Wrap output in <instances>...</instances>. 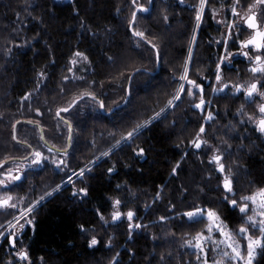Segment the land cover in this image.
<instances>
[{"label": "trees", "instance_id": "16d2710c", "mask_svg": "<svg viewBox=\"0 0 264 264\" xmlns=\"http://www.w3.org/2000/svg\"><path fill=\"white\" fill-rule=\"evenodd\" d=\"M232 1L206 0L191 50L200 0H151L150 11H139L134 25L135 30L145 33L143 38L135 36L129 27L137 10L132 0H72L64 4L54 0H0V161L14 159L0 169L21 163L15 159L26 158L23 152L29 151V155L30 149L44 157L55 154L47 144L65 149L68 125L62 119L71 122L72 129L70 149L64 153L70 160L69 171L56 183L49 175L37 178L40 185L28 184L27 190L44 196L73 172L103 157L75 182L79 189L87 188L86 194L73 196L71 187L65 188L34 212L33 231L25 237L32 264H199L201 253L190 247L192 242H185L193 241L197 232L205 234L208 221L191 224L185 218L181 223L177 216L192 207L213 208L236 235L244 224L249 235L261 236L258 229L245 223L246 216L238 207L224 201V174L217 171L214 161L209 162L214 153L222 154V162L232 170L235 191L229 199L240 202L242 196L264 188V137L254 132L251 120L244 121L246 111L253 117L255 112L238 97L221 93L211 97L224 48V35L213 14ZM238 2L246 11L258 4V0ZM136 3L147 10L150 7V0ZM258 9L264 11V3ZM241 40L238 32L234 33L229 49L237 50ZM77 53L86 57L89 70L73 79L69 69ZM186 61L189 79L203 85L204 99L210 104L202 111L196 109L200 89L189 96L184 81L181 99L131 141L113 149L137 125L165 110L180 87ZM134 69L140 71L125 101L126 77L133 75ZM226 73L235 70L223 67L222 76ZM82 93L84 98L70 110L72 114L61 113L60 119L57 110ZM207 110L214 118L204 123ZM201 124L205 127L201 138L207 145L195 151L190 142ZM141 148L143 153L138 151ZM104 152L109 155L101 156ZM41 164L48 165L45 161ZM109 168L114 171L109 173ZM42 184H47L46 192L40 189ZM0 188L7 191L10 187ZM117 199L121 204L114 207ZM129 209L135 211L134 222L146 226L131 230V236L126 216L112 221L114 210L125 213ZM8 216H0V229ZM161 216L168 219L161 221ZM93 236L98 243L90 247ZM240 236L245 254L247 236ZM253 264H264V250L257 249Z\"/></svg>", "mask_w": 264, "mask_h": 264}, {"label": "snow or ice", "instance_id": "6c2138e0", "mask_svg": "<svg viewBox=\"0 0 264 264\" xmlns=\"http://www.w3.org/2000/svg\"><path fill=\"white\" fill-rule=\"evenodd\" d=\"M132 3L136 6V8L140 11H147V9L142 5V4H137L136 0H132ZM206 3V0H200V8L199 11L196 12V20H197V26H199L202 18H203V13L205 11L204 5ZM261 3H264V0H261ZM251 7V6H250ZM232 12L233 14H236V7H232ZM167 19V17H165ZM137 20V12L133 11L132 13V20L129 22V27L133 29L134 35L138 37H145V33L143 31H138L135 30V21ZM219 23V22H218ZM247 24L248 28L253 29L254 32L250 36V38L246 40H241L239 43L241 45L242 52L240 53H233L230 51H227V46L229 43V39L226 38L223 43L225 45V51L226 55H221L219 57V62L217 63L216 66V80L219 82L220 86L216 87L213 86V91L214 92H222L228 89V85L223 83L222 80V74H223V67L225 64L230 63V58H234L236 54H241L245 57H250L248 48L249 46L254 47L258 52H264V30H260L257 24V21L255 20V13L252 15H249L245 21ZM229 28L233 27H240L239 25L236 24H231L228 26ZM196 37L193 36V40H195ZM149 44H152L151 41H148ZM153 48H156L157 46L155 44H152ZM76 55L78 56H83V53H77ZM192 57V52L190 50L189 52V59ZM86 59V57H85ZM157 59L159 60V53H157ZM252 58L250 57V60ZM254 60L256 62V65L251 68V71L253 73H262L264 74V55L257 54L254 57ZM71 71V69H69ZM139 69H134L133 70V75H129L126 77V79L129 81V87L131 89L134 80H135V74L139 73ZM68 77H65V80H67ZM181 81H186L187 82V95L193 96L194 89H200V100L198 103L195 104L196 109H201L203 110L204 106L207 104H210V101H207L204 99V89L202 84H198L196 80L189 79L188 77V65L187 61L185 64L184 72L180 77ZM258 83H264V82H253L251 83L245 90H244V95L248 98H252L254 94L257 93L258 89ZM185 84L181 83L179 89L176 92L175 97H173L172 100L169 101V105L175 104L177 100L181 99V92L185 91ZM242 85L237 84L234 86L235 93H239L241 91ZM84 94L82 93L81 95H78L75 99H73L67 107L63 108L62 110H57L56 115L60 116V112L63 111L64 113H67L69 115L72 114L70 110L73 109L75 105H77V101L82 99V96ZM87 95L89 96H95L94 93L88 92ZM260 96L264 97V92L259 93ZM101 108H103L104 103L103 101L100 102ZM39 112V109H37ZM164 109L161 110L163 112ZM258 111H259V116L256 119V128L260 133H264V103H261L258 105ZM161 113H155L152 118H150L148 121H144L142 124H139L134 128L131 132H128L126 136H123L121 140L117 141L115 145H113V149L117 148L119 145L124 143L125 141H131L135 136L139 135L143 129H145L149 124L152 123V120L159 118ZM214 118V113L211 111L208 112V115L204 117L205 120H212ZM253 118H250V120ZM69 128L71 129V122H69ZM205 132V127L203 124H201L199 132L196 134V139L191 141L190 143L194 144L196 149H201L202 146L207 145V141L203 140L201 138V134ZM15 139V136L13 137ZM69 142L71 143V136H69ZM139 153H143L144 149H139ZM220 150L217 149V152ZM35 160L32 161V164H39L41 162L42 158V153L38 150L35 151ZM65 155H67V152H65ZM109 152H104L101 153V156H108ZM99 159V158H97ZM215 162L217 166V171L219 173L224 174L223 175V180H222V188L223 191L225 192L224 196V201H226L229 205L232 207H238L239 211L241 214L246 216V221L245 223L248 224L252 229H258L259 232L261 233L260 237H253L249 235V227H245L244 224L241 225L239 229V234L240 235H246L247 236V259H245L244 254L239 250V247L237 245V242L234 240V234L231 231L226 230V226L224 224V221L221 219L220 214L214 210L213 208L210 207H192L191 210L186 211L184 213H178L177 216L180 220L181 223L185 222V218L187 219V222L191 224H196L200 222L202 219H207L208 224L206 225L207 229V235H205L203 232H197L196 233V243L194 247L199 250V252L206 257V250L204 248V244L212 238V233L214 231H218L222 237H225L229 243L227 246L231 249L232 260H244L245 264H253V258L255 255H257V249L264 250V188H260L257 192L252 193L249 196H242L240 198V201L238 202L236 199H229V195L233 194L235 189L233 187V180H234V175L232 173L231 169H227L225 164L222 162V154H213L210 157V163ZM3 161H0V164H2ZM53 163L56 165L57 168H60L62 165H65L66 162L64 160H54ZM93 162H90L92 164ZM86 170H90L89 166L86 165L85 168H82L79 170V175L84 176ZM178 170V166L173 168V173L175 174ZM113 168H109L108 172L111 173L113 172ZM77 173L73 172L72 176H68L67 180L69 182H72L73 176H75ZM22 178L21 175H12L11 172H4L2 169H0V185L8 186L11 182L14 181H19ZM64 181L61 182L63 184ZM61 185H57V189H59ZM79 193H87V188H80ZM76 190H74L73 195H76ZM48 195H51V193H46L44 197L40 198V201H33L31 204L28 205L26 209L23 210L22 214L23 215H28L29 213H32L35 211V208L39 206V203L44 201ZM160 193H157V197H160ZM11 200V197H8L7 199L0 200V207H6L9 205V201ZM222 201V202H224ZM247 201H251L252 204V212L253 215H247V212L249 210V203ZM121 204V201L119 199L114 201V207L119 206ZM11 207L14 209L15 205H11ZM121 211L119 210H114L112 212V221L113 223L119 222L123 216ZM126 217L129 221L128 223V229L130 230L129 235L131 236V230L133 229H141L143 227H146L145 225L141 223H135V211L132 209H129L126 213ZM161 221L167 220L168 217L166 216H161L159 218ZM27 223H32V220L29 219ZM9 227H12L11 224H9ZM25 227L24 224L20 225V228L23 229ZM83 228V226H81ZM5 235L4 232H0V236ZM10 243L13 245L15 244V233L12 234L10 237ZM98 240L95 236H93L89 242V246H94L97 245ZM111 243V241H109ZM186 244H190L191 242L186 241ZM18 256L21 258H27L28 253L25 251H20L17 253ZM224 256H228L229 253L225 252L223 253ZM115 259V258H114ZM163 261V257L161 258ZM197 260H200V256L197 257ZM203 264H208L207 258L203 260ZM215 264H222V261H216Z\"/></svg>", "mask_w": 264, "mask_h": 264}, {"label": "rangeland", "instance_id": "374dc122", "mask_svg": "<svg viewBox=\"0 0 264 264\" xmlns=\"http://www.w3.org/2000/svg\"><path fill=\"white\" fill-rule=\"evenodd\" d=\"M54 1L57 2V3L64 4V3H69L72 0H54ZM224 6L227 7V10L229 11V13L226 10H224V9L223 10L218 9L213 14V20L216 22V24L220 28V31L223 33V35L225 34V38H226V37L229 36V34H230V31L229 30L231 29L228 26L231 25V24L238 23L237 22V19L238 18H236V21L235 22L232 21V19L234 17L233 16L234 14L232 12V7L235 6L236 7V11H237V10H239V6L240 5H239L238 0H233L228 5H221L220 8L221 7L225 8ZM204 8H205V5H204ZM198 27L199 26H197V24H196V29H195V32H194V35H193L195 37L197 36V32H198L197 28ZM195 40H193V38H192L191 50L193 49V46L195 44ZM70 65H71V71H69L70 78H73V79L80 78L83 73L88 72V70H89V63H88V60L85 59V56L75 55L74 58L72 59ZM187 65H188V62H187ZM215 74H216V72H215ZM226 78L227 79H230V80H227ZM251 79H253V76L252 77L249 76L248 79L245 78V83H248ZM222 80H223V83H225V81H231L232 85H235L239 79L237 78V74L236 73H230V74H227L226 73V75L222 76ZM258 80H259V82H263V80H261L259 78H258ZM181 83H184V82L181 81ZM213 86H216V87H219L220 86L219 82L216 80V75L214 77L213 85H212V88H211V97H213L216 94H220V92H214L213 91ZM172 105H169L168 104L167 107H166L167 109L165 108V110L163 112H160V113L163 114L166 110H168V108H171ZM199 110H201V109H199ZM208 112H209V110H207L205 116L208 115ZM245 114H246V117H247V120L246 119L244 120L245 122L250 121V118H253V119H251V122H253V120L256 117V116H254V117L251 116L250 113L247 112V111H246ZM54 121H56V120H54ZM209 121H211V120H205L204 119L203 122L205 123V122H209ZM244 121L241 120L240 123H243ZM262 136L264 137V133H262ZM192 145H194V144H192ZM38 146H39V144H38ZM36 147H37V145H36ZM50 150L53 151L52 149H50ZM32 151H34V150L32 149ZM28 152H26V151L23 152V155H25L24 157L27 156L26 157L27 159H29L28 156L30 155V154L28 155ZM53 152L55 153L54 155H52V154H46L45 157L42 156V160H44L46 162V164H48L45 167H41V164H32V161L35 160V156H33V157L31 156L32 158L30 157L31 158L30 161L25 162L26 161L25 160V161H23L21 163L10 164V165H7L6 168L3 170L4 172H11L12 173V170L13 169L20 168L21 171L22 172L24 171V173L26 175L24 177V181L26 182V183H24V186H21L22 183L19 184V186L21 187L20 193H15L14 190H12L15 181L14 182H11L9 184L10 185V188L7 191H5L4 189H1L0 188V197L1 198L2 197H7V198L8 197H11V200L9 201V203H10L9 204V207L8 208H5V209L4 208L0 209V216L6 215V214H9L10 215V216H8V217H10L8 219V221L5 222L6 227H9V224H12L13 228L16 229L22 223V224L25 225L24 229H26L27 231L30 230L32 232V230L34 228V226H33V218L32 217H33V214L36 211V209L43 202H45L46 199L49 196H52L56 191L59 192L57 190V187L53 191L52 190L51 191H48L47 193H51V195H48L44 201L40 202L39 203V206L35 208V211L34 212L29 213L28 215H23L22 214L23 210L26 209L29 204H31L33 201H40V198L41 197H44L46 195L45 194L44 196L38 197L37 194L33 193L32 191L27 190L29 188L28 187V184H31L32 187L33 186H39L40 183L38 182L39 180H37V178H43V179H45L46 176H48V175L50 176V179L49 178L48 179L52 183H56V180H58V181L60 180L61 181V177H63L65 174L68 173L67 171H69L68 169H69V162H70V160H68V157L64 156V153H57L55 151H53ZM30 153H31V149H30ZM26 158H23V159H26ZM102 158L103 157H101L100 159H102ZM100 159L99 160H96V161L95 160L92 161L93 163L88 165L89 166V169H91L95 164H97L100 161ZM13 160L14 159H10V160H8V162L13 161ZM54 160H64L66 162V164L65 165H62L60 168H57L56 165L53 163ZM44 161H41L40 163H43ZM34 166H36V168L33 169ZM32 170L33 171L35 170V172L32 173ZM29 171H31V173L28 174ZM87 171L88 170H86V172ZM45 173H48V174H45ZM79 176L80 175H79V171H78L77 174L75 176H73L72 182H69L67 179H65L64 180V183L63 184L59 183V185H61V186L62 185L63 186L64 185H67V188L68 187H71V189L69 190V193L71 195H73L74 190H76V193L77 194L74 195V196H83L84 193H79V191H78L79 190V186H77V184L75 183L77 179L79 180ZM51 178H53V179H51ZM52 183L50 185H52ZM46 188H47V184H42L41 187H40L41 190H44L45 189L44 192H46V190H47ZM9 193H11V194H9ZM240 202H242V201H240ZM247 203H249V206H250L249 207V210H248V212H249L248 215H253V212L251 210L252 209L251 201H247ZM13 204L15 205V208L14 209L11 207V205H13ZM17 208L19 209V211H17V212L14 211V210H17ZM126 213H127V211L125 213H123V214H125L123 216L124 218L126 216ZM1 218L2 217H0V219ZM29 219L32 220V223H30L32 225L31 227H28L27 226V224H28L27 221ZM5 225L3 224V226H5ZM226 230L227 231H230L227 228H226ZM8 231H13V230H11V229L8 228ZM24 232H25V230H24ZM24 232H23V234H24ZM214 232H215V236L212 234V238L209 239L204 244V248L206 250V257H205V255L201 254V256H200L201 257V261H200L199 264H203V260L205 258H207L208 264H215L216 261H222V264H245V261L244 260H232L231 259L232 252H231V249L227 246V244L229 243V241H227L225 237H222L218 231H214ZM207 234L208 233L206 231L205 235H207ZM233 234H234V240L237 242V245L239 247V250L242 252V250H243L242 244L239 242L240 239H238V238H241V236H240L239 232H238L237 235L235 233H233ZM22 237H23V235H22ZM193 239H194L193 241H190V242H192V245L190 247L193 248L196 251H199V250H197L194 247V245L196 243V236ZM25 241L26 240L23 239V243ZM244 243L246 245V253L244 254V252H245L244 251L243 254H244L245 259H247V240ZM21 249H25L26 251L28 250L27 247H26V244L24 245V247H21ZM225 252L229 253V255L228 256H224L223 253H225ZM29 263L32 264L31 258H30Z\"/></svg>", "mask_w": 264, "mask_h": 264}, {"label": "flooded vegetation", "instance_id": "af4514ba", "mask_svg": "<svg viewBox=\"0 0 264 264\" xmlns=\"http://www.w3.org/2000/svg\"><path fill=\"white\" fill-rule=\"evenodd\" d=\"M260 3H261V0H258V4L256 5L255 9L250 10V11L244 10L241 7L242 6L241 5L239 7V10L236 11V14L233 15L234 17H233L232 21L235 22L236 18H238L237 19L238 23H236V25H239L240 27H238L237 29H236V27H233V28H231L229 30L230 34H229L228 37H226V38L229 39V43H228V46H227V51H230V52H233V53L242 52L241 45L239 46V48L237 50L229 49V45L231 43V39L233 38V34L234 33L238 32V35L240 37H242V40H246V39L250 38V36L253 34L254 30L248 28L247 24L245 23V21H246V19H247V17L249 15L255 13V20L257 21L259 29L260 30H264V11L258 9V5ZM224 7L225 8L221 7L219 9L220 10L224 9V10H226L229 13V11L227 10V7L226 6H224ZM226 38H225V34H224V40ZM248 51H249L250 57L252 58L251 60H250V57H245V56H243L241 54H236L234 56V58H230V63H227V64L224 65V68L226 70H229L230 68H233L235 70V73L237 74V78L239 79L235 85H237V84L242 85L241 91L239 93H235V89H234L235 85H232L231 81H225L224 84L228 85V89L225 90V91H222L220 93L225 95L226 97H229L230 95H232L234 97H238L240 99V101H244L245 100V104H247L246 107L248 109H250V110H253L255 112V115H254V116H256L255 118H258V116H259L258 105L261 104V103H264V97L259 95L260 92H264V83H258L257 93L254 94V96L251 99L244 95V90L251 83L259 82L258 78L263 80V82H264V74H262V73H253L251 71V68L256 65V62L254 60L255 55H257V54L264 55V52H258L252 46H250L248 48ZM226 54L227 53L225 51V45H224V48H223V51H222V55H226ZM249 76L250 77L253 76V79H251L248 83H245V78L248 79ZM208 85H209V83L207 82V84L204 86V88L207 87ZM252 124H253V128H254V132L255 133H260L257 130V128H256V119L253 120ZM34 153H35V151H33V155L32 156H35ZM41 161H43L42 158H41ZM39 164H41V163H39ZM41 167H45V165L41 164ZM34 168H36V166H34L33 169ZM34 172H35V170L34 171L32 170V173H34ZM12 174L13 175H21L22 176V178L19 181H15L14 182V185H13V188H12V190H14L15 193H20L21 187L19 186V184L24 182V177L26 175H25L24 171L23 172L21 171L20 168L13 169L12 170ZM79 179L82 180L83 179L82 176H79ZM2 186L3 187H10L9 185L8 186L2 185ZM65 188H67V185H64V186L62 185L57 190L60 191V190H64ZM9 194H11V193H9ZM52 196H49L46 200H48ZM3 199H7V197H2V198L0 197V200H3ZM8 207H9V205L6 206V207H0V209H2V208L5 209V208H8ZM14 211L17 212V211H19V209L17 208V210H14ZM27 226L31 227L32 225L31 224L29 225V223H28ZM8 228L13 230V231H8ZM24 230H25V232H24ZM28 231L31 232L30 230H28ZM28 231L26 229H24V228L21 229L20 225L16 229H14L13 226L12 227H6V225L4 226L3 229H0V232H4L5 233V235L0 236V256H1V259L3 261V264H6L8 261L9 262L7 264H30L29 263V261H30L29 251L28 250L26 251L25 249H21V247H24V245H25L26 241L23 243V239H25L26 234L28 233ZM23 232H24V234H23ZM13 233H15V244L14 245L12 243H10V237L12 236ZM22 235H23V237H22ZM20 251L27 252L28 253V257L27 258H21L20 256H18L17 253L20 252Z\"/></svg>", "mask_w": 264, "mask_h": 264}, {"label": "water", "instance_id": "95a60500", "mask_svg": "<svg viewBox=\"0 0 264 264\" xmlns=\"http://www.w3.org/2000/svg\"><path fill=\"white\" fill-rule=\"evenodd\" d=\"M150 9H151V0H150V7L148 8V10H147V11H141V12L146 13V12L150 11ZM139 11H140V10H138V9L136 10L137 13H138ZM251 15H252V14H251ZM247 27H248V26H247ZM249 47H250V46H249ZM158 68H159V65H158ZM82 98H84V97H82ZM128 98H129V82H128V85H127V98H126L125 101H127ZM78 101H79V100H78ZM78 101H77V102H78ZM101 110L103 111V108H101ZM61 113H64V112L61 111L60 114H61ZM58 117H60V116H58ZM60 119H62V118L60 117ZM62 120L68 125L67 147H66L65 149H63V150H60V149L53 148V147H51L50 145L47 144V146H48L50 149H52L53 151H55V152H57V153H65V152H68V150L70 149L69 136H71V134H72V129L69 128V123H68L67 121H65L64 119H62ZM20 122H24V121H20ZM20 122L15 123L14 128H13V137L15 136V139H16V127H17V125H18ZM33 125H35V124H33ZM38 130H39V133H40L41 139H42V141L44 142V137H43V133H42L41 128L38 127ZM201 148H202V147H201ZM193 149H194L195 151L200 150V149H196L195 146H193ZM32 154H33V151H32V149H31V153H30V155L28 156V158H30V157L32 156ZM26 159H27V158H26ZM26 159H15V160H16V161H22V162H23V161H25ZM7 162H8V160L5 161V162H3L2 164H0V168L3 167Z\"/></svg>", "mask_w": 264, "mask_h": 264}, {"label": "crops", "instance_id": "0c3cea01", "mask_svg": "<svg viewBox=\"0 0 264 264\" xmlns=\"http://www.w3.org/2000/svg\"><path fill=\"white\" fill-rule=\"evenodd\" d=\"M215 24H216V22H215ZM217 25V24H216ZM222 33V32H221ZM223 34V33H222Z\"/></svg>", "mask_w": 264, "mask_h": 264}]
</instances>
